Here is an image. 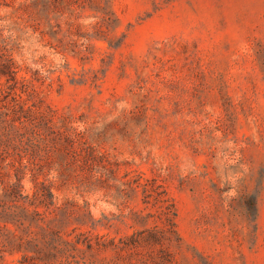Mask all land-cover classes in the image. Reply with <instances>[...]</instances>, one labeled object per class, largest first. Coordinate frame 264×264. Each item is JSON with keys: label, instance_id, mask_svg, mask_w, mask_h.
Segmentation results:
<instances>
[{"label": "rangeland", "instance_id": "rangeland-1", "mask_svg": "<svg viewBox=\"0 0 264 264\" xmlns=\"http://www.w3.org/2000/svg\"><path fill=\"white\" fill-rule=\"evenodd\" d=\"M0 264H264V0H0Z\"/></svg>", "mask_w": 264, "mask_h": 264}]
</instances>
